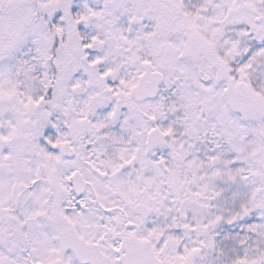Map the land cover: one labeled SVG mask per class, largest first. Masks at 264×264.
Returning a JSON list of instances; mask_svg holds the SVG:
<instances>
[{"label":"snow or ice","instance_id":"1","mask_svg":"<svg viewBox=\"0 0 264 264\" xmlns=\"http://www.w3.org/2000/svg\"><path fill=\"white\" fill-rule=\"evenodd\" d=\"M0 264H264V0H0Z\"/></svg>","mask_w":264,"mask_h":264}]
</instances>
